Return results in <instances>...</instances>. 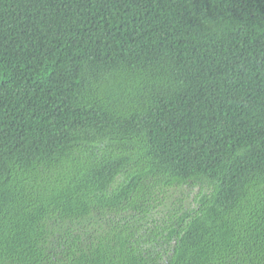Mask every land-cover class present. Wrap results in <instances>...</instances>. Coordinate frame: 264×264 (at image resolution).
Segmentation results:
<instances>
[{"label":"trees","instance_id":"16d2710c","mask_svg":"<svg viewBox=\"0 0 264 264\" xmlns=\"http://www.w3.org/2000/svg\"><path fill=\"white\" fill-rule=\"evenodd\" d=\"M0 264H264V0H0Z\"/></svg>","mask_w":264,"mask_h":264}]
</instances>
